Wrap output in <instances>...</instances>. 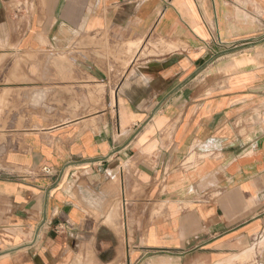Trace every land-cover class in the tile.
<instances>
[{
	"label": "crops",
	"instance_id": "obj_1",
	"mask_svg": "<svg viewBox=\"0 0 264 264\" xmlns=\"http://www.w3.org/2000/svg\"><path fill=\"white\" fill-rule=\"evenodd\" d=\"M0 264H264V0H0Z\"/></svg>",
	"mask_w": 264,
	"mask_h": 264
},
{
	"label": "built area",
	"instance_id": "obj_2",
	"mask_svg": "<svg viewBox=\"0 0 264 264\" xmlns=\"http://www.w3.org/2000/svg\"><path fill=\"white\" fill-rule=\"evenodd\" d=\"M41 172L44 174V175H51V169L48 168V167H43L41 169Z\"/></svg>",
	"mask_w": 264,
	"mask_h": 264
}]
</instances>
